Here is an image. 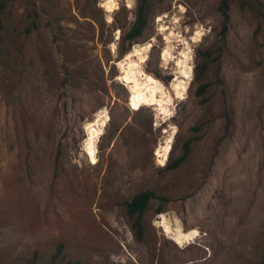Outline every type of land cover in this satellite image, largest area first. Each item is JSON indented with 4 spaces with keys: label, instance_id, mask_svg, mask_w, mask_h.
Returning <instances> with one entry per match:
<instances>
[{
    "label": "rangeland",
    "instance_id": "obj_1",
    "mask_svg": "<svg viewBox=\"0 0 264 264\" xmlns=\"http://www.w3.org/2000/svg\"><path fill=\"white\" fill-rule=\"evenodd\" d=\"M102 1L5 0L0 264H261L264 16L233 0L223 37L221 0H150L145 32L132 43L122 36L138 0H117L112 22ZM147 41L144 69L169 90L190 48L192 79L169 121L156 105L132 104L121 79L119 61L128 52L122 48ZM208 49L215 50L211 59L202 56ZM202 62L207 67L198 79ZM103 108L109 121L90 161L85 124ZM170 129L176 134L166 164L191 141L176 169L160 165L155 152ZM144 190L159 198L143 215L139 240L125 203ZM163 213L200 236L179 247L158 224Z\"/></svg>",
    "mask_w": 264,
    "mask_h": 264
},
{
    "label": "bare ground",
    "instance_id": "obj_2",
    "mask_svg": "<svg viewBox=\"0 0 264 264\" xmlns=\"http://www.w3.org/2000/svg\"><path fill=\"white\" fill-rule=\"evenodd\" d=\"M101 5L108 13V21L112 22V13L118 8L117 0H103ZM129 5L131 6V4ZM200 34L201 32H198V35ZM174 37H176L174 32H171V34L166 37L169 44L168 48H166L163 53L166 63L171 61L170 53L173 48L172 42ZM151 47V41H147L145 44L134 45V47L125 54V57L120 59L119 65L122 71L121 79L129 85L132 104L138 106L140 104L156 105L161 118L163 117L164 120H167L173 114L172 107L175 104L176 98H181L187 94L188 86L192 79V68L189 66L192 63L190 48L188 45V47L182 51L183 59L177 63L178 72H176L177 75L172 82L171 90H169L158 77L144 69L143 62L148 59ZM108 121L107 109L103 108L96 113L94 119L85 124L87 138L83 150L90 161L97 160V145L100 137L104 134V128L107 126ZM166 133H168V136L165 141H162L155 149L157 162L160 165L166 164L172 151L176 129L167 130ZM182 223L183 222H181L179 218L166 215L165 213L161 214V221L160 223L158 222L166 235L179 247H185L192 242L193 239L200 236L198 230L185 229Z\"/></svg>",
    "mask_w": 264,
    "mask_h": 264
},
{
    "label": "trees",
    "instance_id": "obj_3",
    "mask_svg": "<svg viewBox=\"0 0 264 264\" xmlns=\"http://www.w3.org/2000/svg\"><path fill=\"white\" fill-rule=\"evenodd\" d=\"M233 0H221L219 4V10L222 16V23H221V35L223 37L226 36L228 30H229V24H230V6ZM239 5L242 8H250L256 16L259 18L260 16H264V4L260 2V0H238ZM5 5V0H0V13L2 12ZM150 13V0H138V7L135 13V21L130 27L129 31L125 33L124 36H122V41L125 42L129 40L130 42H137V39L143 36L145 29L147 27V18ZM2 25L1 16H0V27ZM129 49L122 48L121 54H125ZM215 54V50L208 49L206 51L202 52V56L206 59H211L213 55ZM216 58V57H215ZM214 58V59H215ZM207 63L202 62L198 63L196 65V78L200 79L204 72L206 71ZM209 86L208 83L202 84L198 91L196 92L198 96H204L207 87ZM205 100V99H204ZM191 150V141L185 142L183 146V154L175 159L174 162L168 161V163L165 165L166 168L176 169L179 167L184 161L187 159L189 153ZM159 198V196L152 190H144L137 194H135L130 201H127L125 203L127 213L130 217H136L135 222L133 223L134 229L137 235V238L139 240L142 239L143 236V225H142V218L143 215L150 203L151 200ZM158 213L163 212V208H158ZM63 248V246H60V250ZM261 264H264V260Z\"/></svg>",
    "mask_w": 264,
    "mask_h": 264
},
{
    "label": "water",
    "instance_id": "obj_4",
    "mask_svg": "<svg viewBox=\"0 0 264 264\" xmlns=\"http://www.w3.org/2000/svg\"><path fill=\"white\" fill-rule=\"evenodd\" d=\"M109 119V118H108ZM104 130H105V128H104Z\"/></svg>",
    "mask_w": 264,
    "mask_h": 264
},
{
    "label": "built area",
    "instance_id": "obj_5",
    "mask_svg": "<svg viewBox=\"0 0 264 264\" xmlns=\"http://www.w3.org/2000/svg\"><path fill=\"white\" fill-rule=\"evenodd\" d=\"M118 7V6H117Z\"/></svg>",
    "mask_w": 264,
    "mask_h": 264
}]
</instances>
